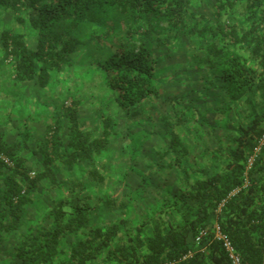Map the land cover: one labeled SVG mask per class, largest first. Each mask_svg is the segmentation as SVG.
I'll list each match as a JSON object with an SVG mask.
<instances>
[{
    "label": "trees",
    "instance_id": "1",
    "mask_svg": "<svg viewBox=\"0 0 264 264\" xmlns=\"http://www.w3.org/2000/svg\"><path fill=\"white\" fill-rule=\"evenodd\" d=\"M262 135L264 0H0V264H264Z\"/></svg>",
    "mask_w": 264,
    "mask_h": 264
},
{
    "label": "built area",
    "instance_id": "2",
    "mask_svg": "<svg viewBox=\"0 0 264 264\" xmlns=\"http://www.w3.org/2000/svg\"><path fill=\"white\" fill-rule=\"evenodd\" d=\"M263 142H264V135H262V138L259 140L258 147L254 149V155L249 160L250 164L252 163L253 158L259 153L260 147L262 146ZM214 233H215V238L222 242L223 248L229 257L230 264H242L241 257L238 255V253H236L235 249L233 248L232 244L228 241V239L221 234L218 226L214 228ZM205 235H206V231L201 232L199 236L196 238V243H199Z\"/></svg>",
    "mask_w": 264,
    "mask_h": 264
},
{
    "label": "rangeland",
    "instance_id": "3",
    "mask_svg": "<svg viewBox=\"0 0 264 264\" xmlns=\"http://www.w3.org/2000/svg\"><path fill=\"white\" fill-rule=\"evenodd\" d=\"M240 9V5L237 4V7L235 8V10H239ZM202 10H204V12H206V1H204L202 3ZM98 34V33H97ZM168 60V59H167ZM180 58H176L175 61H179ZM167 74H170V75H167ZM178 76H184V73H181L179 69H174V71H166L164 74H163V77H166V78H171V77H178ZM180 88V87H179ZM180 90V89H179ZM176 92V91H174ZM178 92V91H177ZM177 96V95H176Z\"/></svg>",
    "mask_w": 264,
    "mask_h": 264
},
{
    "label": "snow or ice",
    "instance_id": "4",
    "mask_svg": "<svg viewBox=\"0 0 264 264\" xmlns=\"http://www.w3.org/2000/svg\"><path fill=\"white\" fill-rule=\"evenodd\" d=\"M71 194H72V193H71V192H69V193H68V196H71Z\"/></svg>",
    "mask_w": 264,
    "mask_h": 264
}]
</instances>
